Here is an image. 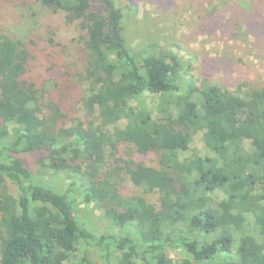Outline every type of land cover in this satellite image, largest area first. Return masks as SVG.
I'll return each instance as SVG.
<instances>
[{
  "label": "trees",
  "instance_id": "16d2710c",
  "mask_svg": "<svg viewBox=\"0 0 264 264\" xmlns=\"http://www.w3.org/2000/svg\"><path fill=\"white\" fill-rule=\"evenodd\" d=\"M30 1L15 0L28 15L0 34V264H264V86L183 90L177 58L126 43L118 0ZM42 8L63 31L77 27L71 38ZM48 26L52 52L31 35ZM148 94L161 96L156 115ZM76 103L82 114L69 118ZM199 134L211 154L187 155ZM28 154H42L36 169ZM45 165L69 187L51 185ZM79 197L117 233L94 235Z\"/></svg>",
  "mask_w": 264,
  "mask_h": 264
},
{
  "label": "rangeland",
  "instance_id": "374dc122",
  "mask_svg": "<svg viewBox=\"0 0 264 264\" xmlns=\"http://www.w3.org/2000/svg\"><path fill=\"white\" fill-rule=\"evenodd\" d=\"M31 3L35 1L31 0ZM117 4L124 12V38L126 43L138 52L155 47L157 53L169 54L181 62L179 84L186 90L188 83L195 87L215 85L233 92L239 85L264 86V0H118ZM44 15L54 24L58 31H63L60 25L62 15L52 13L42 8ZM28 15L19 9L15 0H0V34L12 36L21 17ZM34 32L33 35L39 48L46 52L57 48L49 44L47 38L51 28ZM77 28L71 26L59 34V40L71 38L67 32ZM74 36V34L72 35ZM38 37L44 40L39 41ZM58 42V41H57ZM64 44H68L65 42ZM61 47L59 50H62ZM86 90V87H84ZM153 114L161 96L148 94L143 98ZM63 104V103H62ZM81 103L68 104L63 113L69 118L80 116ZM156 115V113H155ZM72 116V117H71ZM124 124V121L121 122ZM125 147L121 145V151ZM201 155L211 154L205 149L201 134L197 135L191 145V151ZM124 153V151H122ZM42 154H28L23 157L34 169L36 159ZM155 159V157H154ZM152 162L150 159L149 162ZM41 169L45 179L57 188L65 190L70 181L63 172H48L46 165ZM72 178L77 182L75 187L83 190L84 179L79 173L73 172ZM9 191L17 195L16 187L9 180L5 182ZM127 195H139L141 192L130 182L123 183ZM222 199L219 192L214 195ZM150 202L159 206L157 194L148 196ZM76 216L96 236L117 233V227L109 226L101 208L95 203H82L78 198ZM246 230L258 240L261 239L254 217L246 214ZM170 257L178 261L182 259L180 250L169 251Z\"/></svg>",
  "mask_w": 264,
  "mask_h": 264
}]
</instances>
